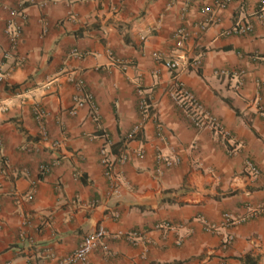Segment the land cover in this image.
<instances>
[{"label": "crops", "instance_id": "0c3cea01", "mask_svg": "<svg viewBox=\"0 0 264 264\" xmlns=\"http://www.w3.org/2000/svg\"><path fill=\"white\" fill-rule=\"evenodd\" d=\"M263 1L0 0V264H56L99 228L106 233L90 264H264ZM21 2V40L3 59L8 8ZM238 22L251 30L232 32ZM180 28L187 35L178 43ZM178 56V69L163 65ZM176 80L228 136L192 126L171 99ZM85 92L96 108L71 113L72 96ZM140 96L149 105L144 120ZM103 135L112 156L128 152L117 193L99 162ZM159 153L178 160L161 174ZM224 212L229 228L204 230ZM228 232L234 239L225 246Z\"/></svg>", "mask_w": 264, "mask_h": 264}, {"label": "built area", "instance_id": "2783aa9c", "mask_svg": "<svg viewBox=\"0 0 264 264\" xmlns=\"http://www.w3.org/2000/svg\"><path fill=\"white\" fill-rule=\"evenodd\" d=\"M22 2L19 8H8L9 18L6 21V25L4 28V32L8 37L9 40V48L5 50L2 54L3 59H10L15 56L16 47L21 40L22 36V28L16 22V17H23L24 14L21 8ZM225 2H219L218 6L223 7ZM0 7H4L3 3H0ZM261 9H264V1L262 2ZM203 13H210L213 10L210 8H202L201 10ZM210 21L208 18L205 22L201 23V29H203L207 23ZM215 21V20H212ZM252 24L250 22L241 23L238 22L231 27V31L237 34H244L251 30ZM186 31L184 28H180L176 31L175 37L178 38V43H181L182 40L186 38ZM156 59H161V55L158 52L153 53ZM112 60L114 64H120L121 67L125 68L124 63L121 59L112 56ZM163 65L169 70H176L181 66L180 56L163 59ZM228 72L225 69H218L215 71L217 75H224ZM77 90L81 92L83 90L84 83L82 80H77L75 82ZM138 93L141 95L140 89H138ZM79 94V93H78ZM76 94L72 96L73 106L71 109V113H76L77 109L84 106L85 104H90L93 109H95V104L93 102L92 94L89 92H85L83 94ZM171 99L174 105L180 110V112L190 121L193 127L196 129H203V128H211L212 130L216 131L220 135L228 136V130L224 127L222 120L215 115L214 113L210 112L206 109V107L202 104V102L196 97L194 92L188 88L182 81L176 80L174 83V88L171 92ZM148 102L144 96H140L139 100V108L143 114L142 120L147 117L148 113ZM44 113L42 111L37 110L36 118L39 122V134L42 139H47V130L43 123ZM141 126V122L137 123L134 128L133 132H136L139 127ZM156 135L158 138H164V130L163 125L157 121L156 122ZM104 136L103 145L100 146L99 149V162L103 168L104 175L110 180L111 182V189L112 192H118V182H117V174L118 170L117 167L121 164H124L128 159V152L124 149L121 153L117 154L116 156H112L109 151V140ZM136 156L141 157L143 155L142 150H137L135 152ZM157 171L159 174L162 173L163 168H167L175 163L178 160L174 158H168L161 153L157 155ZM244 168L251 176H257L259 174L258 167L249 159L246 158L244 160ZM39 170L41 173H46L49 170V166L45 163H41L39 165ZM28 197H31L29 194ZM234 223L233 218L228 212H224L222 214V220L220 223H213V222H206L204 221V230L213 234H221L223 229L229 228ZM164 226H167V223H163ZM105 231L103 228H99L94 233L86 235L80 244L67 256L57 260L56 264H70L73 262H79L81 264H90L89 262V254L92 251L95 242L100 240L104 235ZM118 234H122V231L117 232ZM136 232L128 233V237H133ZM234 236L232 233L228 232L225 234L223 239L224 245L228 246L232 243ZM105 247V246H104Z\"/></svg>", "mask_w": 264, "mask_h": 264}]
</instances>
